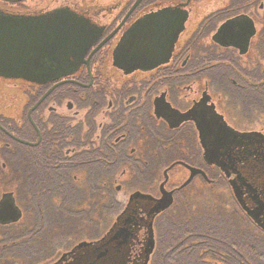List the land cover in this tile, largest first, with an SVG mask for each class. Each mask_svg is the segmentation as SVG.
Returning a JSON list of instances; mask_svg holds the SVG:
<instances>
[{
    "label": "flooded vegetation",
    "instance_id": "1",
    "mask_svg": "<svg viewBox=\"0 0 264 264\" xmlns=\"http://www.w3.org/2000/svg\"><path fill=\"white\" fill-rule=\"evenodd\" d=\"M138 1L0 0L6 16L43 21L57 14L71 26L65 40L55 26L41 28L46 32L40 40V82L28 79L35 74L0 76V177L19 176L21 184L0 196L2 205L12 195L21 213L16 222L0 223L8 231L0 238L8 258L24 254L13 240L27 237V231L13 229L24 219L20 201L30 196L28 177L35 169L28 152L35 149L40 200L32 199L40 205L37 232L42 234L50 221L43 212L50 192L60 199L52 208L73 216L78 174L85 173L89 185L101 181L102 188L117 174L134 173L138 180L149 174L152 186L164 167L158 193L139 188L110 229L53 254L48 264H144L152 239L151 264L158 221L187 190L206 181L227 184L236 202L233 189H239L253 211L260 203L264 226V132L240 125L251 121L254 107H264V0H141L135 6ZM164 13L174 21L186 16L168 62L132 72L117 67L115 52L125 35L147 17ZM250 22L254 34L244 47ZM238 106L247 111L241 114ZM226 126L258 135L249 141L238 137L240 144L226 149L210 148L215 162L208 164L205 142L235 140ZM176 170L187 175L181 184L170 182ZM167 202L170 206L155 214Z\"/></svg>",
    "mask_w": 264,
    "mask_h": 264
},
{
    "label": "rangeland",
    "instance_id": "2",
    "mask_svg": "<svg viewBox=\"0 0 264 264\" xmlns=\"http://www.w3.org/2000/svg\"><path fill=\"white\" fill-rule=\"evenodd\" d=\"M64 1L76 3L86 1L97 5H107L115 0H61V2ZM221 1L219 2L220 6ZM195 5L205 7V4L201 3ZM213 5L210 4L209 6L213 7ZM242 64H247L246 60ZM237 110L241 114L244 113V110L247 111L243 106H238ZM240 125L244 128L264 132V107H254L251 121L243 120ZM163 170L164 167L161 168L160 172L156 173V183L152 186L148 184L149 174H144L139 180L134 173H127L123 177L117 174L109 177V186L106 188L101 187V181L94 182V180V184L89 185L86 174H78L79 180L75 185V197L71 203L73 207L72 218L68 212L61 211L57 205L52 208L54 202L59 203L60 199L58 198V193L55 195L56 193L53 191L50 192L46 196L47 200L43 211L44 214L49 216L50 221L47 225V231L43 232V234L42 232H37L40 229L37 230V212H39L40 216V205L33 201L32 198L34 197L31 195L24 202L19 200L21 204L23 203L24 219L21 225H18L13 230H20L21 232L25 230L27 231V237L21 239V236H19L17 239L14 238L13 241L17 240L18 246L23 247L20 248L24 250V254L8 258L0 250V264H48L53 259L51 256L58 255L80 242L96 238L106 228H111L132 193L139 190V188L144 192L158 193L157 188L163 182ZM186 177L187 175L183 171L176 170L171 174L172 181L170 182H179L181 184ZM19 179V176L16 177L9 173L2 174L0 177V196L2 193L16 192L21 185ZM119 186H121V190L117 191L116 189ZM178 210H180L181 217L185 220L196 216H204L230 220L241 232L258 229L255 225L249 224V219L238 206L228 185L223 182H220V184H209L207 181L202 184L198 183L180 196L171 210L165 214L170 216ZM258 231L260 230L258 229ZM7 233V230L0 229V238L4 237L6 239L5 234Z\"/></svg>",
    "mask_w": 264,
    "mask_h": 264
},
{
    "label": "water",
    "instance_id": "3",
    "mask_svg": "<svg viewBox=\"0 0 264 264\" xmlns=\"http://www.w3.org/2000/svg\"><path fill=\"white\" fill-rule=\"evenodd\" d=\"M165 14L167 13L147 17L125 35L115 52V65L117 67L126 72H132L135 70H151L168 62L178 35L183 30L186 16L183 15L179 21H174L165 17ZM45 18L48 19L42 21L40 17H11L0 12V76L10 78L11 73H15V75L19 74L26 78L31 74H35L36 77H29L28 79L40 82V40L44 39L42 35L46 32L41 28L46 24L50 27L53 25L57 30V34L60 33L62 35L61 39L65 40V33L71 27L65 21L64 16L57 17V14H51V16ZM250 31L244 47L254 34L251 22ZM226 129L229 128L226 126ZM229 131L227 133L234 135L235 140L222 139L215 142H205V144H209V149L207 147L205 149V160L208 164H214L215 162V157L211 155L213 150L210 148L215 146L216 151L218 147L226 149V146L230 143L240 144L238 137L249 141L254 135H258L238 134L230 129ZM233 190L242 210L254 223L264 229V226L260 223L262 205L259 203L254 211L251 210L243 200L242 195H240L239 189L234 187ZM163 205L161 209L155 211V214H159L168 208L170 203L167 202ZM20 217L21 213L15 205L13 196L6 195L3 204L0 205V223L16 222ZM117 233L113 240L119 234L120 237L123 236L121 232ZM153 250L154 241L150 239L145 251L144 264H148Z\"/></svg>",
    "mask_w": 264,
    "mask_h": 264
},
{
    "label": "trees",
    "instance_id": "4",
    "mask_svg": "<svg viewBox=\"0 0 264 264\" xmlns=\"http://www.w3.org/2000/svg\"><path fill=\"white\" fill-rule=\"evenodd\" d=\"M28 155L35 169L29 173V193L36 200L40 198V155L37 149ZM179 214L180 210L158 221L151 264H264V233L258 229L241 232L230 220L204 216L185 220Z\"/></svg>",
    "mask_w": 264,
    "mask_h": 264
}]
</instances>
